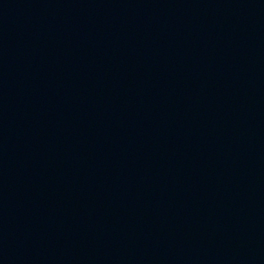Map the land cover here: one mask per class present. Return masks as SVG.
Segmentation results:
<instances>
[{
	"label": "water",
	"instance_id": "1",
	"mask_svg": "<svg viewBox=\"0 0 264 264\" xmlns=\"http://www.w3.org/2000/svg\"><path fill=\"white\" fill-rule=\"evenodd\" d=\"M0 264H264V0H0Z\"/></svg>",
	"mask_w": 264,
	"mask_h": 264
}]
</instances>
